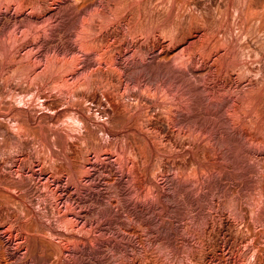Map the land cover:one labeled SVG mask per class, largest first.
<instances>
[{"label": "rangeland", "instance_id": "374dc122", "mask_svg": "<svg viewBox=\"0 0 264 264\" xmlns=\"http://www.w3.org/2000/svg\"><path fill=\"white\" fill-rule=\"evenodd\" d=\"M0 264H264V0H0Z\"/></svg>", "mask_w": 264, "mask_h": 264}]
</instances>
